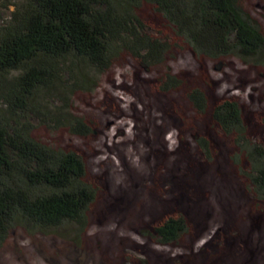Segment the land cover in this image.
<instances>
[{
    "label": "rangeland",
    "instance_id": "374dc122",
    "mask_svg": "<svg viewBox=\"0 0 264 264\" xmlns=\"http://www.w3.org/2000/svg\"><path fill=\"white\" fill-rule=\"evenodd\" d=\"M244 5L264 32V0ZM11 10L0 6V24ZM124 59L106 72L72 65L79 83L64 77L35 96L42 115L29 118L33 136L78 151L97 197L83 230L73 224L33 232L14 227L0 247V264H210L203 249L227 232L218 254L222 264H264V206L254 223L252 197L228 161L229 141L205 116L196 117L184 97L195 87L208 99L235 100L259 140L264 67L236 57L197 60L174 49L164 67L182 79L183 88L163 94L154 73ZM75 121L87 124L91 135H73ZM194 134L209 139L210 162L199 155ZM178 213L187 221L186 235L172 245L157 244L151 226Z\"/></svg>",
    "mask_w": 264,
    "mask_h": 264
},
{
    "label": "trees",
    "instance_id": "16d2710c",
    "mask_svg": "<svg viewBox=\"0 0 264 264\" xmlns=\"http://www.w3.org/2000/svg\"><path fill=\"white\" fill-rule=\"evenodd\" d=\"M244 1L0 0L2 8H12L0 24V247L17 226L33 232L73 224L83 230L97 197L78 151L33 136L29 118L42 115L33 104L37 93L64 77L79 83L72 65L106 72L124 58L154 73L158 92L174 93L183 81L164 67L174 49L197 60L236 57L264 67V32ZM184 97L196 117L205 116L229 141L228 161L252 197L255 223L264 206V130L259 140L252 138L239 104L229 97L208 99L195 87ZM70 132L84 138L92 130L75 121ZM194 136L202 160L210 162L209 139ZM150 231L157 244L168 246L186 235L188 224L181 213L172 214ZM225 237L219 233L212 248L203 249L210 264H222L218 254Z\"/></svg>",
    "mask_w": 264,
    "mask_h": 264
}]
</instances>
